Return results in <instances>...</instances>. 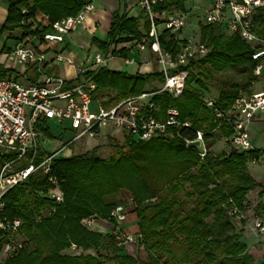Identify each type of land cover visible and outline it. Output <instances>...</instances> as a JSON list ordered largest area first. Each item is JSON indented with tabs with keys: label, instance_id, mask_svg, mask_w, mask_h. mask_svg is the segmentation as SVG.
<instances>
[{
	"label": "trees",
	"instance_id": "trees-1",
	"mask_svg": "<svg viewBox=\"0 0 264 264\" xmlns=\"http://www.w3.org/2000/svg\"><path fill=\"white\" fill-rule=\"evenodd\" d=\"M5 1L7 14L0 35L5 33L6 38L17 42L29 34H38L39 28L33 29V23L45 26L38 21L39 13L55 22L76 14L88 0ZM119 1L120 6L125 0ZM186 1L156 0L152 10L158 15L186 11ZM254 24L256 33L264 38V8L256 11ZM17 29L19 35L14 33ZM149 29L145 10L135 16L126 5L123 9L120 6L112 13L106 39L93 36L90 45L105 54L127 58L128 45L142 42ZM160 40L163 49L176 53L187 38L181 37L180 32L164 30ZM200 41L209 50L186 66L190 72L183 93L173 97L163 92L154 101L161 111L178 108L182 119H189L194 128L208 132L216 124L205 106L204 96L212 95L209 84L214 74L236 68L248 82L257 81L253 73L256 60L252 58L256 46L238 34L228 33L219 24H200ZM3 50L10 48L6 46ZM7 74L26 76L33 82L38 78L35 65L29 64L19 73L0 61V75ZM83 75L92 78L96 84L94 98L105 104L156 89L164 81L157 69L129 74L105 65L79 73L76 80ZM255 90L236 82L215 96L217 106L228 109L242 91L251 94ZM173 131V136L125 140L123 144L117 138H109L116 153L108 158L101 157L97 148L57 157L52 163V174L64 193L62 203L44 195L50 184L39 172L12 188L5 196L4 215L22 218L21 233L27 245L4 264H138L136 258L124 253L125 245L119 243L111 230H90L81 223L91 215L107 220L116 205H127L124 198H119L122 191L130 194L127 201L138 218L137 243L145 248L149 264H255L256 259L243 240L246 221L237 222L228 209L231 200L246 212L250 208L249 193L258 188L259 196H264V181L256 179L249 168L251 156H258L259 151L230 148L215 152L213 146L231 131L224 127L205 136L207 152L201 158L196 148L185 145V139L194 137L192 130ZM4 160L0 155V166ZM253 212L264 217V203L258 202ZM242 222L244 225L238 226ZM72 244L78 246L77 251L70 250ZM2 246L0 238V251Z\"/></svg>",
	"mask_w": 264,
	"mask_h": 264
},
{
	"label": "built area",
	"instance_id": "built-area-1",
	"mask_svg": "<svg viewBox=\"0 0 264 264\" xmlns=\"http://www.w3.org/2000/svg\"><path fill=\"white\" fill-rule=\"evenodd\" d=\"M155 1L136 0L138 7L147 13L150 29L142 42L128 45V52L148 50L155 55L164 81L158 83L156 89H146L140 94L109 104L94 98L96 84L91 77L83 75L79 81L76 77L86 70L104 66L111 56L110 52L105 54L97 50L92 63L85 68L78 65L80 69L75 75L63 76L56 72L60 63L74 64V58L64 53L65 48H57V44H63L66 36L95 12L96 0H88L79 12L55 22H49L47 16L38 18L45 26L33 23V29L39 28L38 34H29V38L14 41L9 46L10 51L3 50L7 45L0 40V58L13 61L25 70L27 65H35L38 74L34 82L27 80L26 76L20 79L13 74L0 75V155L5 157L0 166V238L3 240L0 264H4L7 258L13 257L27 245L21 233L22 218L4 215L6 194L39 172L47 177L50 184L44 195L58 204L62 203L64 193L57 177L52 174V163L57 157L66 155L64 151L84 137L146 141L173 136V129L186 128L194 133L193 138L185 139L186 147L191 148L188 147L190 141L201 140L202 150L196 149L204 158L207 152L205 136L227 127L230 133L223 134L218 142L238 151H259V155L251 156L250 161L264 166V38L256 33L254 24L255 13L259 8H264V0H212L208 6L203 7L204 24L222 25L228 33L238 34L245 42L256 46L252 54L256 60L253 73L261 80L259 89L249 95L238 96L228 109L219 108L215 96H204L205 106L216 124L208 132L194 128L191 120L182 119L178 108L168 107L161 111L155 104L154 97L163 92L173 97L180 96L189 77L190 71L186 66L191 59L203 57L209 50L200 39L193 38H187L176 53L163 49L160 42L162 32L169 30L181 33L191 9L158 15L152 10ZM80 48L87 52L90 50V46L84 44H80ZM124 62L132 64L133 60L124 58ZM51 124L61 130L60 134H65L66 141L59 149L47 153L39 138L47 135V129L50 133L52 130L54 132ZM257 140L262 145H258ZM52 211H55V207ZM228 214L236 221L244 219L255 236L264 238L263 216L253 212L249 217L247 211L240 210L231 200ZM127 218V207L118 204L111 210L108 219L104 220L111 225L110 230L120 244L137 242L135 234L121 227ZM100 221L103 220L91 215L81 223L90 230H97ZM70 250L75 252L78 246L72 244Z\"/></svg>",
	"mask_w": 264,
	"mask_h": 264
},
{
	"label": "rangeland",
	"instance_id": "rangeland-1",
	"mask_svg": "<svg viewBox=\"0 0 264 264\" xmlns=\"http://www.w3.org/2000/svg\"><path fill=\"white\" fill-rule=\"evenodd\" d=\"M3 1V0H2ZM0 1V2H2ZM208 0H187L186 5L188 7L189 13H188V20L183 28L182 35L187 38H193L195 40L200 39V24H204V21L202 20L203 13H204V8L203 6H206ZM120 1L119 0H107V2L104 4V6H119ZM99 0L96 1V6H98ZM126 5V8L128 9L129 13L131 15H138L140 12V7H138V4L136 0H131L129 2L124 1L120 4V6L123 9V6ZM134 6V7H133ZM130 7V8H129ZM6 10V6H0V17L4 16ZM104 12V11H103ZM106 13H104L105 15ZM104 18L100 19L98 23L96 24H91L89 28L85 26V22L79 25V27L69 35H67L66 39L70 40L68 41V45L70 48H72L75 52L80 53L82 56L77 57L75 59V69L76 72L78 73L79 71V66L88 67L92 63V58L97 51L95 46L90 45L91 40L94 37L98 38L99 40H105L106 39V32H107V27H105L106 24H104ZM201 22V23H200ZM144 20L141 21L140 28L143 31L144 30ZM0 27H1V21H0ZM15 35L20 34V29H17L15 32ZM94 34V35H93ZM7 34H1L0 35V40L3 42H6L7 47L13 45V42L15 41L14 39L11 38H6ZM25 37H30V35H27ZM80 44H84L85 46H90V50L87 52L86 49H81ZM65 45V44H64ZM54 46V44H53ZM60 45L57 44V48H59ZM65 54L69 53V50H65ZM129 59L133 60L132 64H125L124 58L120 56H110L106 60L105 66L109 69L116 70V71H123L127 72L129 74H134L136 72H139V60H140V53L138 50H135L134 53H129L128 57ZM0 61L5 63V65H8L10 67L15 68L19 73H21V70L24 68L18 64H16L13 61H8L4 60L3 58H0ZM152 64V65H151ZM151 64L149 63L148 69L152 67V69H157L159 70L157 61L155 59V55H153V58L151 60ZM77 65V66H76ZM56 72L60 75L67 76V71L66 67L64 64L60 63V67H56ZM22 75L19 76L21 79ZM239 82L243 85L247 84V86L254 90V89H259L261 87V80H257L255 82H248L246 80V77L244 73H242L240 70L236 68L228 69L224 72L221 73H216L214 74V80L209 84L210 87V92L213 96H217L220 90L222 89H227L229 88L232 84ZM250 93L247 91H242L240 95H249ZM52 128L54 129L51 131L47 129L45 133L47 135L41 136L40 142L42 143L43 150L47 153L53 152L57 149H59L63 144H65L66 141V136L65 134H60L61 130L56 129L55 124H51ZM56 127V128H55ZM108 138L100 137V138H88L84 137L81 140L77 141L74 146L68 147L64 151V156H71L73 154H78L85 152L87 150H92L94 148H97L98 154L103 157V158H108L116 153V150L112 147L110 144V140ZM120 144H123L125 140L123 138L118 139ZM256 143L258 145H262V142L260 140H257ZM213 150L215 152H220V151H229L230 149L225 146L224 144L217 142L213 146ZM249 168H251L252 174H257L258 172H261L264 175V166L258 165V164H252L249 162ZM261 181H264L262 179ZM260 189H256L252 192L249 193V200H250V208L247 210L248 216L250 217L253 214V208L258 202H263L264 203V196L260 197L259 196ZM119 198H124L126 201V204L128 206L131 205L130 202L127 200H130V194L122 191L119 193ZM132 206V205H131ZM240 222V221H237ZM125 223V222H124ZM238 226H241L244 223H237ZM135 237L137 238L136 234ZM243 240L247 243L250 252L253 254V256L256 259L255 264H262L264 260V238L255 236L251 230L250 226L247 225L245 229H243ZM132 247L127 245L125 246L124 250L126 252H131ZM107 264H112L111 262H106Z\"/></svg>",
	"mask_w": 264,
	"mask_h": 264
},
{
	"label": "crops",
	"instance_id": "crops-1",
	"mask_svg": "<svg viewBox=\"0 0 264 264\" xmlns=\"http://www.w3.org/2000/svg\"><path fill=\"white\" fill-rule=\"evenodd\" d=\"M0 1H2V0H0ZM96 1H98V0H96ZM211 1L212 0H208V2L206 3L207 4L206 6H208L211 3ZM106 2H107V0H99V4H98V6H96L95 12L91 16H89V18L85 21V26L87 28H89L90 22H92L91 24H95V27H96V24L98 23V21L100 19L104 18L105 19L104 20V24L107 23V25H105V27H107V30H108V28L110 26V23H111L112 13H113V11H115L120 6H104V4ZM0 6H6V10H5L4 16H2V18L0 17V21H1V24H2L4 22L6 14H7V2L5 0H3L2 2H0ZM206 6H203V7H206ZM187 9H188V7H187ZM104 13H106V14L104 15ZM42 16H43V14H41V13H39L37 15V17L39 19L42 18ZM182 31L180 33V36L184 37L182 35ZM66 38H65V42L63 44H61L59 48L62 47V48H65V50H69V54L74 58V64H75V59L77 57H81L82 55L80 53H78V52H75L72 48H70V46L68 45L69 44L68 41H70V40H67ZM138 51L140 53V60H139V65H138L139 66V70L138 71L141 72V73L151 72L153 70L152 67L148 69L147 65L149 63L151 64V60L153 58V54L150 51H148V50H143V51L142 50H138ZM74 64H72V65L64 64V66L66 67L67 75H69V74L70 75H75L77 73ZM24 70H25V68H23L21 70V73ZM254 175H255L256 179H259V180L264 179V175L261 172H258L257 174H254ZM125 206L128 209V218H127V220L124 221L125 223L123 222L121 224V227H122V229L124 231H126L128 233L137 234L138 231H139V227H138V218L136 216V213L133 211V206H131V205L130 206L125 205ZM96 228L99 231L107 232V231L110 230V225L107 222H105V221H100V222L97 223ZM124 245L125 246L129 245V246L132 247L130 249L131 252H126L124 250V253H126L128 255H131L134 258H136L138 260V264H149L148 254H147V252H146V250H145V248L143 246H140V244H138L137 242L126 243ZM125 246H124V248H125Z\"/></svg>",
	"mask_w": 264,
	"mask_h": 264
},
{
	"label": "water",
	"instance_id": "water-1",
	"mask_svg": "<svg viewBox=\"0 0 264 264\" xmlns=\"http://www.w3.org/2000/svg\"><path fill=\"white\" fill-rule=\"evenodd\" d=\"M188 147L197 148L198 150H202V142L201 140L190 141L188 143Z\"/></svg>",
	"mask_w": 264,
	"mask_h": 264
}]
</instances>
